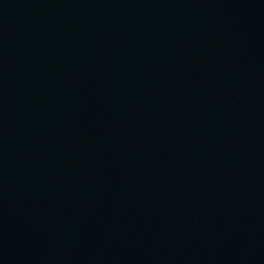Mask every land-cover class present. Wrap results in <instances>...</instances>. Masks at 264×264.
Here are the masks:
<instances>
[{
    "label": "water",
    "instance_id": "water-1",
    "mask_svg": "<svg viewBox=\"0 0 264 264\" xmlns=\"http://www.w3.org/2000/svg\"><path fill=\"white\" fill-rule=\"evenodd\" d=\"M0 264H264V0H0Z\"/></svg>",
    "mask_w": 264,
    "mask_h": 264
}]
</instances>
